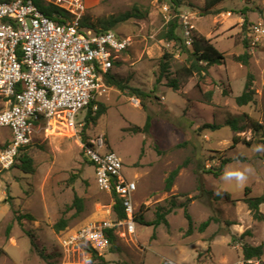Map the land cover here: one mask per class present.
Instances as JSON below:
<instances>
[{"label": "rangeland", "instance_id": "1", "mask_svg": "<svg viewBox=\"0 0 264 264\" xmlns=\"http://www.w3.org/2000/svg\"><path fill=\"white\" fill-rule=\"evenodd\" d=\"M179 1L181 11L199 13L195 35L210 40L226 57L201 79L177 77L189 56L180 46L161 40L167 24L158 0H36L70 10L80 2L83 18L92 23L129 12L139 15L112 29L133 41L112 72L149 96L146 109L129 91L109 87L96 99L107 113L89 126L87 139L105 138L108 148L122 158L127 178L138 185L135 204L145 221L172 211L168 225L137 223L135 233L121 227L117 249L101 255L108 264H162L166 258L177 264H243L244 244L264 247V204L263 217L255 219L244 202L247 188L249 197L264 195V144L251 130L235 133L226 126L228 119L246 114L264 124V42L256 49L244 45L251 26L264 22V0H227L215 9L217 14L204 13L206 0ZM178 34L182 37L181 29ZM168 51H174V57L160 79ZM245 52L251 55L249 66L236 59ZM249 75L254 77L255 102L240 107L236 98ZM174 79L178 90L171 87ZM5 107L0 100V110ZM86 115L87 110L79 114L75 128L57 116L49 131L37 129L27 150L34 160L33 174L0 166V264H94L86 244L66 243L81 227L115 219L111 199L99 189L95 168L84 154ZM235 137L253 145L233 148ZM9 141L11 131L0 128V151ZM223 159L232 162L220 169ZM179 166L183 168L167 191L166 180ZM76 196L84 201L81 213L73 205ZM182 205L192 217L191 228ZM18 215L33 219L19 222ZM63 217L69 227L57 232L54 227ZM206 221L210 224L202 232ZM255 264H264V256Z\"/></svg>", "mask_w": 264, "mask_h": 264}, {"label": "built area", "instance_id": "2", "mask_svg": "<svg viewBox=\"0 0 264 264\" xmlns=\"http://www.w3.org/2000/svg\"><path fill=\"white\" fill-rule=\"evenodd\" d=\"M35 1L0 2V96L6 104L0 111V128L11 131L10 145L0 151L4 170L15 165L37 129L49 131L57 116L75 128L79 114L110 89L105 77L133 43L131 37L112 30L96 32L83 26L84 6L80 2L73 4V10L63 9L73 16L69 13L67 19L60 17L62 22H57L44 15ZM162 11L166 24L179 19L184 44L192 47L199 13H176L168 1L163 2ZM248 36L252 49L260 46L264 22L253 24ZM83 150L95 168L99 189L110 197L112 208L121 202L127 218L81 227L66 243L86 244L103 255L110 250L109 230L118 234L124 227L129 233L136 232L138 185L127 178L122 158L108 148L105 138L88 140ZM162 264L177 263L166 258Z\"/></svg>", "mask_w": 264, "mask_h": 264}, {"label": "trees", "instance_id": "3", "mask_svg": "<svg viewBox=\"0 0 264 264\" xmlns=\"http://www.w3.org/2000/svg\"><path fill=\"white\" fill-rule=\"evenodd\" d=\"M7 1L10 0H0V2H7ZM158 1L160 3H163L164 1L170 2L172 10H174V12L176 13L179 12L180 10L181 1L179 0H158ZM225 1L227 0H206L205 7L203 9L204 13L205 14H210L212 12L216 14L220 13V11L216 12L215 9ZM37 6L44 15L57 22H62L60 20V17L67 19L69 16L68 15L69 13H67V11L53 4L48 6L37 4ZM136 12L138 11L136 10ZM131 18H139V15L135 12H129L122 14L118 17H112L111 19L100 20L98 21V23H92L89 22L87 18H83L82 24L85 27L94 29L96 32H107L115 28L119 23L126 22ZM179 29H181L179 19L175 18L167 24V27L165 28V30L161 35V40L171 44L174 48L180 46L182 50L185 53H187L189 56L188 65H184L177 71L176 73L177 77L188 79L191 77L199 76L201 79L204 78V76H208L210 74V68L214 66H220L225 62L226 60L225 55L222 52H220L214 45H212L211 41L206 38L195 36V41L192 47H187L184 44L183 38L178 34ZM244 45L247 50L251 48V41L249 36L246 37ZM174 53H175L174 51H168L164 54L161 63L160 79H162L163 76H165V74L168 73V70L170 68V62L174 57ZM250 58H251L250 53L245 52L243 55L237 57L236 59L238 62L242 63L243 65L249 66ZM117 64L118 63H115V65ZM105 80H106V84L109 87H116L122 92L129 91L132 96H135L136 98L142 101L143 107L146 109L145 99L149 96L146 93H144L142 90L138 88L130 87L127 84V82H125L122 79H119L116 75L113 74L112 71L106 75ZM171 87L174 88L175 90H178L179 85L177 79L171 81ZM211 95L212 93L209 94L210 98ZM255 97H256V91L254 89V77L252 75H249L245 89L243 93L236 98V102L240 107L248 106L249 104L255 102ZM0 100L5 102V100L1 96H0ZM95 106H97L96 111H94ZM86 110H87V115L85 117L86 124L82 131L84 143L88 141L87 133H86L87 129L89 128L90 125H96L98 123L100 118L107 113V107L96 100H92ZM150 126L151 124L149 118L148 124L146 125V130H148ZM226 126H229L231 130L235 133H242L245 132L246 130H251L254 135L260 137L261 142L264 144V124L255 120L254 118H252L247 114L244 115L242 119H238V118L228 119L226 122ZM209 127L213 129H219V127L215 125H211ZM233 141H234L233 148H235V146H238L239 144H245L249 147L253 145V142L251 140L248 141L246 139H241L239 137H235ZM10 143L11 141H9L3 147L2 150L7 148L10 145ZM31 144L21 149L14 165V167L19 168L25 174H33L35 172L34 160L27 153V150L30 148ZM231 162H232L231 159H223L221 161L220 169H223L227 164ZM182 168H183L182 166H179L174 171H172L168 176L166 180L167 191H171ZM215 175L218 176L217 173H215ZM250 194H251V189L247 188L245 192L246 197L244 199V202L249 206V209L253 213L254 218L261 219L263 215L260 210V207L264 204V195L259 197H249ZM226 197L228 200L232 199L229 194H226ZM73 205L77 209L78 213H81L84 210V201L78 196L75 197ZM173 206H175V204H173ZM182 206L185 207V215L189 221V226L191 228L193 226L192 217L188 213L186 209V205H182ZM171 211L172 210L169 209L164 212H158L157 218L153 222L145 221L143 215L137 212L136 222L141 225L154 226L155 228L160 226L162 223L168 225L169 223L167 220V215L170 214ZM113 213L115 219L117 220H124L127 218V215L119 200L113 207ZM32 219L33 217H31L30 215L17 216V220L19 222L23 220H32ZM209 224L210 221H206L202 225L201 227L202 232L205 230V228L209 226ZM68 227H69V220L63 217L60 219L58 223H56L54 228L57 232H63ZM107 234L110 242V249L114 251L115 249H117L118 235L115 233V229L109 230ZM247 234L249 235L250 233ZM31 244L33 247H36V243L34 241H32ZM88 250L91 252L92 262L94 264H108L106 259L103 256L99 255L95 250H93L90 247L88 248ZM242 252L244 258L243 264H255L256 261H261V259L263 258L264 247L244 244L242 246ZM43 258L46 259L47 257L43 255Z\"/></svg>", "mask_w": 264, "mask_h": 264}]
</instances>
